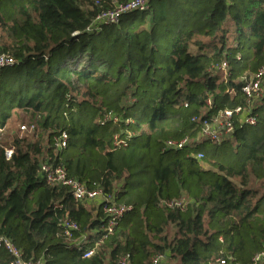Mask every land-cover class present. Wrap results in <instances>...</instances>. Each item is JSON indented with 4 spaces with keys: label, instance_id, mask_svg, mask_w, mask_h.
I'll return each mask as SVG.
<instances>
[{
    "label": "trees",
    "instance_id": "trees-1",
    "mask_svg": "<svg viewBox=\"0 0 264 264\" xmlns=\"http://www.w3.org/2000/svg\"><path fill=\"white\" fill-rule=\"evenodd\" d=\"M128 1L0 0V54L15 61L0 72V238L42 264H254L264 252V97L255 124L235 118L220 144L198 135L202 121L248 104L242 87L264 68V0H152L88 31ZM15 116L33 135L2 142ZM43 162L129 212L107 234L106 203L48 184ZM180 200L184 209L168 205ZM66 219L79 227L72 238ZM11 261L2 245L0 264Z\"/></svg>",
    "mask_w": 264,
    "mask_h": 264
},
{
    "label": "built area",
    "instance_id": "built-area-1",
    "mask_svg": "<svg viewBox=\"0 0 264 264\" xmlns=\"http://www.w3.org/2000/svg\"><path fill=\"white\" fill-rule=\"evenodd\" d=\"M152 0H129L126 3L117 4L114 9L107 10L96 17L88 31H98L103 24L118 23L122 17L131 12H143L149 7V3ZM15 64L13 58L8 54H0V72L3 68L12 66ZM221 70L226 72L227 66L223 63L220 66ZM243 93L248 98V104L245 107L238 106L235 108H227L220 111L215 117L208 120H204L201 123L198 140H208L209 142L220 144L225 139L231 137L235 131V118L244 124L253 125L256 123V117L253 114L252 106L256 101H260L264 97V68L260 69L255 75L242 87ZM209 104H211L209 102ZM195 120V119H193ZM22 130H28L29 128L34 129V125L28 127L23 125ZM68 133L65 131L60 132L54 137V146L57 149H63L68 143ZM192 140L185 138L179 142L169 141L166 143L167 148L181 149L185 145L189 144ZM197 140H194L193 144ZM6 155L8 158L12 155V150L7 149ZM203 154L198 153L197 159H202ZM41 176L52 186L67 187L77 202H90L97 198L101 199V203H106L104 206V214L107 216L106 231L107 234L112 233L114 227L118 221L125 217L129 212V207L116 205L111 196H107L102 190L89 189L84 183L68 177L66 170L62 166H54L49 163L43 162L40 169ZM186 200L173 201L168 203L170 207H181L185 208ZM63 224L66 228V235L72 238L73 231L79 230L76 223L69 220H64ZM86 236H82L78 240V244H81L85 240ZM4 246L12 254V261L10 264H42L41 261H27L24 259L20 249L16 248L9 240L0 238V247ZM94 251H90L86 254L87 257L93 255ZM167 259L166 255H158L152 259L151 264H160ZM127 257L123 259V264L126 263ZM259 262L264 263V252L256 256L254 264ZM210 264H228L225 259H218Z\"/></svg>",
    "mask_w": 264,
    "mask_h": 264
},
{
    "label": "rangeland",
    "instance_id": "rangeland-1",
    "mask_svg": "<svg viewBox=\"0 0 264 264\" xmlns=\"http://www.w3.org/2000/svg\"><path fill=\"white\" fill-rule=\"evenodd\" d=\"M29 120H27L25 117H14V119L8 124V127L5 129V131H3V139L2 142L5 143H9V138H8V134H15L18 137H23V136H29L32 137L33 133H32V129L29 128L28 130H22V126L26 125L28 127H30L29 125ZM91 202V201H90ZM97 202L96 201H92L90 203V206H96Z\"/></svg>",
    "mask_w": 264,
    "mask_h": 264
},
{
    "label": "crops",
    "instance_id": "crops-1",
    "mask_svg": "<svg viewBox=\"0 0 264 264\" xmlns=\"http://www.w3.org/2000/svg\"><path fill=\"white\" fill-rule=\"evenodd\" d=\"M92 201H96L97 204H100V203H101V199H99V198H97V199H95V200H92ZM92 201H91V202H92Z\"/></svg>",
    "mask_w": 264,
    "mask_h": 264
}]
</instances>
